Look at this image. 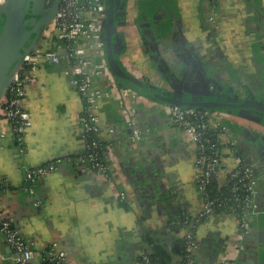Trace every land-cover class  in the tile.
<instances>
[{"label":"crops","instance_id":"crops-1","mask_svg":"<svg viewBox=\"0 0 264 264\" xmlns=\"http://www.w3.org/2000/svg\"><path fill=\"white\" fill-rule=\"evenodd\" d=\"M214 6L221 9L218 26L209 17ZM126 15L133 23L123 24L120 59L139 70L130 72L161 86H168L165 77L171 76L188 92L222 87L264 100V0H128ZM67 63L46 60L30 71L25 100L32 123L22 137L0 107V210L33 242L36 262L54 249L71 264H155L143 259L154 251V242L173 259L184 227L170 221L184 210L196 215L202 205L190 136L172 120L170 105L137 91L124 96L123 85L106 69L95 82L109 96L94 110L101 117L109 171L84 169L85 100L70 83ZM149 68L158 72L157 79ZM211 114L220 119L219 124L213 119L211 128L216 152L229 166L240 157L253 163L260 192L249 231L241 232L233 206L218 208L198 224L199 261L264 264V131L228 112ZM134 127L142 130L139 139L132 136ZM50 162L56 168L35 184L26 178L27 167ZM226 173L224 168L216 176V189L226 184ZM3 238L0 264H16ZM239 240L246 245L242 250L236 247Z\"/></svg>","mask_w":264,"mask_h":264},{"label":"built area","instance_id":"built-area-1","mask_svg":"<svg viewBox=\"0 0 264 264\" xmlns=\"http://www.w3.org/2000/svg\"><path fill=\"white\" fill-rule=\"evenodd\" d=\"M220 13V7L214 6L209 14L215 26L219 25ZM105 14L106 0H61L52 20L53 27L46 28L37 46L24 54L2 96L3 102L1 101L0 105L14 132L18 137H22L32 123V115L26 107L25 100L30 71L36 70L46 60L57 63L66 58L70 83L77 88L85 100L80 123L82 138L87 143V152L83 155L85 162L82 167L91 168L100 173L109 171V164L104 157L103 141L99 136L102 127L101 117L94 110L100 98L109 96V91L95 82L97 75L109 69L103 34ZM44 43H46L45 46H43ZM120 91L124 96L137 94L126 85L121 86ZM170 116L190 136L194 144L197 167L195 177L202 205L200 212L196 215H190L184 210L181 216H175L170 221L173 226L184 227L180 252L170 263H158L150 253L144 254L143 259L155 264H201L198 258L200 249L198 224L210 217L218 208L233 206L239 212L241 232L249 231L250 218L257 208V196L260 192L258 173L253 163L241 157L233 166H229L224 156L217 154L211 128L213 123L219 124L220 119L213 118L211 110L172 104ZM2 135L4 132L0 130V136ZM132 136L139 139L142 136V130L134 127ZM230 142L233 146L237 144L236 139ZM54 168H56L55 162L27 167L26 178L35 184L40 176ZM224 168L227 169L226 184L215 188L214 192L212 186H214L215 178ZM122 194L125 195L124 192ZM0 231L13 252L12 256L16 264H71L64 252L54 249L45 251L40 256L39 262H36L33 242L28 240L1 210ZM236 247L239 250L244 249L245 242L237 241ZM231 263L234 264L229 258H224L218 264Z\"/></svg>","mask_w":264,"mask_h":264},{"label":"water","instance_id":"water-1","mask_svg":"<svg viewBox=\"0 0 264 264\" xmlns=\"http://www.w3.org/2000/svg\"><path fill=\"white\" fill-rule=\"evenodd\" d=\"M61 0H3L0 1V99L8 88L13 73L26 52L39 43L45 25L52 21ZM120 0H106L104 19L105 52L114 78L133 90L168 105L196 106L211 111L228 112L245 120L264 125V100L258 95L239 94L233 89L211 87L208 92H188L166 76L168 86H161L130 72L120 61L123 40L118 37ZM128 0H126L127 7ZM264 131V126H262ZM217 154H219L217 152ZM177 249L179 242L175 243Z\"/></svg>","mask_w":264,"mask_h":264},{"label":"trees","instance_id":"trees-1","mask_svg":"<svg viewBox=\"0 0 264 264\" xmlns=\"http://www.w3.org/2000/svg\"><path fill=\"white\" fill-rule=\"evenodd\" d=\"M212 189L214 192L216 191L215 186H212ZM148 239L151 240V242H153L152 237L149 236ZM153 247H154V251L151 254L155 261H158V263L171 262L172 253H170L165 246H163L161 243L154 242ZM173 250L175 251V249Z\"/></svg>","mask_w":264,"mask_h":264},{"label":"rangeland","instance_id":"rangeland-1","mask_svg":"<svg viewBox=\"0 0 264 264\" xmlns=\"http://www.w3.org/2000/svg\"><path fill=\"white\" fill-rule=\"evenodd\" d=\"M132 11H130L129 10V14L131 13ZM125 26H128V27H130V25L129 24H132L133 23V18L132 19H128L127 18V15H126V17H125ZM45 27L46 28H48V29H51L52 27H53V22L52 21H50V22H48L46 25H45ZM45 44L46 43H44L43 44V46H45ZM120 61H122L121 59H120ZM124 66H125V64H124ZM126 67V66H125ZM135 68V69H134ZM133 68V70H131V68H129L131 71H133V72H135V73H138L139 72V70L136 68V67H134ZM128 69V70H129ZM148 73H150V76H154L156 79H157V75H158V72H155L154 71V68H149L148 69ZM1 101L3 102V99H2V97H1V99H0V105H1ZM232 115H234V114H232ZM261 127L262 126H264L263 124H259ZM4 236H3V233L2 232H0V248L2 249V250H4V248H5V245H4V241H3V238Z\"/></svg>","mask_w":264,"mask_h":264},{"label":"flooded vegetation","instance_id":"flooded-vegetation-1","mask_svg":"<svg viewBox=\"0 0 264 264\" xmlns=\"http://www.w3.org/2000/svg\"><path fill=\"white\" fill-rule=\"evenodd\" d=\"M106 8H107V2H106ZM118 11L120 12V15H121V16H119V22H118V37L122 40L123 34H124L122 27H123V24L125 22L126 0H120L119 1ZM170 253H172V252H170Z\"/></svg>","mask_w":264,"mask_h":264},{"label":"bare ground","instance_id":"bare-ground-1","mask_svg":"<svg viewBox=\"0 0 264 264\" xmlns=\"http://www.w3.org/2000/svg\"><path fill=\"white\" fill-rule=\"evenodd\" d=\"M0 1H3V0H0Z\"/></svg>","mask_w":264,"mask_h":264}]
</instances>
